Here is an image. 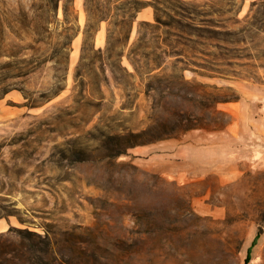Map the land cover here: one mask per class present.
I'll return each mask as SVG.
<instances>
[{"label":"rangeland","instance_id":"rangeland-1","mask_svg":"<svg viewBox=\"0 0 264 264\" xmlns=\"http://www.w3.org/2000/svg\"><path fill=\"white\" fill-rule=\"evenodd\" d=\"M144 6L150 94L98 51ZM0 222V264H264V0H0Z\"/></svg>","mask_w":264,"mask_h":264},{"label":"trees","instance_id":"trees-1","mask_svg":"<svg viewBox=\"0 0 264 264\" xmlns=\"http://www.w3.org/2000/svg\"><path fill=\"white\" fill-rule=\"evenodd\" d=\"M126 1V0H119ZM144 7H141L136 11V14ZM121 19V21L110 23L111 29L108 31L107 35V44L105 49H98L100 53V57L102 58V62L106 64L110 72L114 74V70L117 65L112 63V59L115 56L118 58V66L123 67L124 58L126 57L130 66L133 68L135 76L138 78H142V76H146L147 82V90L149 94L152 92H157V88L154 87L152 83V77H154V73L162 68V64L158 63V60L161 59L165 55H169V49H173L172 45H168L165 43L161 35V31L163 28L168 29L167 35L169 38L176 37V35L171 31L174 28V23L177 21L174 20L173 23H166L163 19H160L156 16L155 22H140L138 23L137 28V41L131 46V37L134 32V27L137 22V19ZM109 19H101L100 23L107 22ZM115 28V29H112ZM100 31V28L97 29L96 34ZM150 36L153 41L149 42V49H151L150 53H147L146 59L147 61L139 62L134 58L136 56L137 50L144 48V42H146L147 37ZM166 46L169 49H165ZM120 50L116 52V50ZM175 53V52H174ZM127 71L128 69L124 67ZM146 72H145V71ZM133 77V76H132ZM163 126L161 124L155 123L151 125L147 130L141 131L139 133H129L126 136L117 137V139L122 140L123 143L120 144V148L115 151V157H121L125 155L130 148H134L136 146L154 143L156 141L162 140L164 136L167 135V131L162 129ZM250 259V253L246 259V262Z\"/></svg>","mask_w":264,"mask_h":264},{"label":"crops","instance_id":"crops-1","mask_svg":"<svg viewBox=\"0 0 264 264\" xmlns=\"http://www.w3.org/2000/svg\"><path fill=\"white\" fill-rule=\"evenodd\" d=\"M139 21L143 22H154L156 19L155 12L150 8V6H146L145 8L141 9L137 14L136 18ZM102 30H100L97 34V38L102 41ZM5 227L4 225L0 222V232L4 231Z\"/></svg>","mask_w":264,"mask_h":264}]
</instances>
